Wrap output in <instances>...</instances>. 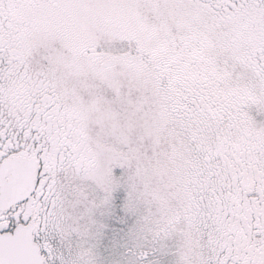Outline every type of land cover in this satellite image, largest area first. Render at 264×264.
<instances>
[{
	"label": "snow or ice",
	"instance_id": "1",
	"mask_svg": "<svg viewBox=\"0 0 264 264\" xmlns=\"http://www.w3.org/2000/svg\"><path fill=\"white\" fill-rule=\"evenodd\" d=\"M0 264H264V0H0Z\"/></svg>",
	"mask_w": 264,
	"mask_h": 264
}]
</instances>
